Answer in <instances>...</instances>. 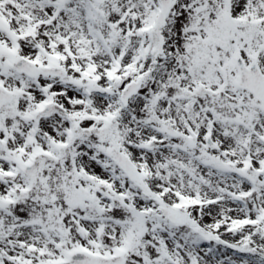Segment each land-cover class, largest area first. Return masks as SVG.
I'll return each instance as SVG.
<instances>
[{"label": "snow or ice", "instance_id": "6c2138e0", "mask_svg": "<svg viewBox=\"0 0 264 264\" xmlns=\"http://www.w3.org/2000/svg\"><path fill=\"white\" fill-rule=\"evenodd\" d=\"M0 264H264V0H0Z\"/></svg>", "mask_w": 264, "mask_h": 264}]
</instances>
